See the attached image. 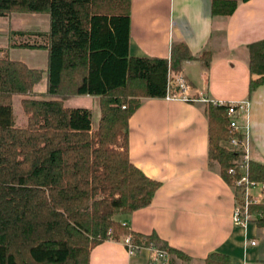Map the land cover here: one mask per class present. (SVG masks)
<instances>
[{
	"label": "trees",
	"instance_id": "16d2710c",
	"mask_svg": "<svg viewBox=\"0 0 264 264\" xmlns=\"http://www.w3.org/2000/svg\"><path fill=\"white\" fill-rule=\"evenodd\" d=\"M132 0H0V16L12 12L46 14L48 28L12 30L11 47L47 52L46 68L29 67L0 51V264H89L92 247L129 235L134 245L190 258L155 232L132 231L115 219L148 206L161 183L129 157V119L142 98H163L170 72L183 61L200 59L173 41L168 57L129 54ZM247 1V0H240ZM239 0H211L212 16L231 15ZM38 39L33 41L29 37ZM26 38L16 42L14 37ZM249 92L264 83V39L247 45ZM256 75L257 77H253ZM46 77L44 92L34 86ZM22 96L26 123L18 126L12 107ZM76 95L99 97L93 127L87 107H66ZM208 158L233 185L229 173L240 151L226 143L241 135L231 130L227 105L206 103ZM248 177L264 182V164L250 160ZM264 229V199L252 203ZM148 264H157L151 260ZM204 264H233L212 252Z\"/></svg>",
	"mask_w": 264,
	"mask_h": 264
},
{
	"label": "crops",
	"instance_id": "0c3cea01",
	"mask_svg": "<svg viewBox=\"0 0 264 264\" xmlns=\"http://www.w3.org/2000/svg\"><path fill=\"white\" fill-rule=\"evenodd\" d=\"M261 39L264 0H239L228 16H212L211 0L131 1L130 55L168 57L173 41L184 42L197 57L211 53L207 67L193 59L170 72L187 81L186 94L194 100L142 98L129 119L130 160L161 185L148 206L115 219L137 233L155 232L190 258L169 255V264H204L212 252L227 255L233 264H264V229L255 219L245 227L234 225V189L221 177L219 164L208 158L206 103L201 100L249 102L247 121L239 116L238 123L248 126L250 160L264 164V83L249 92L247 48ZM29 50L38 53L33 62H23L46 68L47 52ZM81 96L99 103L98 96ZM69 100L66 107H85L67 105ZM250 192L257 197V188ZM153 257L150 247L129 254L120 237L92 247L89 264H148Z\"/></svg>",
	"mask_w": 264,
	"mask_h": 264
},
{
	"label": "built area",
	"instance_id": "2783aa9c",
	"mask_svg": "<svg viewBox=\"0 0 264 264\" xmlns=\"http://www.w3.org/2000/svg\"><path fill=\"white\" fill-rule=\"evenodd\" d=\"M189 88L187 81L180 75L174 76L169 74L168 87L165 95L166 99L169 100H183L191 101L193 98L189 97L186 94V91ZM205 103L214 102V103H225L227 105V115L229 117V126L232 131L239 133L241 137L233 136L227 144L229 148L240 151V159L236 161V166L229 169V173L234 174L236 171H239V177L234 180L232 185L235 195V205L232 214V220L234 225L245 227L252 219H256L255 214L249 212V206L252 203L262 202L264 199V182H258L251 180L248 177V166L250 161L249 156V139L247 132V123L240 125L238 123V117L243 116L247 121V115L249 110V102L247 100L239 102H220L214 101L207 97L201 99ZM257 188L258 193L257 197L250 192V190ZM262 200V201H260ZM123 243L126 246V249L129 254L136 253L140 247L134 245L131 237L125 235L123 237ZM252 244L255 241H251ZM154 257L153 260L157 264H169L168 254L163 250L153 249Z\"/></svg>",
	"mask_w": 264,
	"mask_h": 264
},
{
	"label": "rangeland",
	"instance_id": "374dc122",
	"mask_svg": "<svg viewBox=\"0 0 264 264\" xmlns=\"http://www.w3.org/2000/svg\"><path fill=\"white\" fill-rule=\"evenodd\" d=\"M47 23L49 24V18L46 14L39 13H24V12H12L6 16H0V51L7 53L12 59H19L25 62H33L35 59L36 51L22 48L11 47V31L12 30H25V31H39L46 30ZM16 42L26 40V38L14 37ZM36 38L34 35L29 37V40L33 41ZM40 63V62H39ZM30 64V63H29ZM46 88V77L34 87L35 92H40ZM95 97V96H94ZM22 96L14 95L12 98V107L15 117V123L18 126H23L26 123V115L23 112L21 106ZM70 99V100H69ZM67 105L70 106H85L92 110V121L94 124L99 120V107L97 98H89L87 96L76 95L69 98ZM228 146L229 144L226 143ZM229 147V146H228ZM122 235L121 237H124Z\"/></svg>",
	"mask_w": 264,
	"mask_h": 264
}]
</instances>
